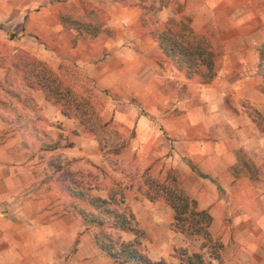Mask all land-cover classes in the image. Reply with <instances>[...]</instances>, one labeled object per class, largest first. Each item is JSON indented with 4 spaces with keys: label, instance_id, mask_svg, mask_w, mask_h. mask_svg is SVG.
Listing matches in <instances>:
<instances>
[{
    "label": "crops",
    "instance_id": "obj_1",
    "mask_svg": "<svg viewBox=\"0 0 264 264\" xmlns=\"http://www.w3.org/2000/svg\"><path fill=\"white\" fill-rule=\"evenodd\" d=\"M86 1L102 15L94 34L62 21L80 0H0V85L1 57L17 50L57 72L71 68L111 106L101 114L127 138L123 167L149 168L161 178L175 171L182 190L209 212L208 231L220 249L215 255L202 247L203 259L264 264V190L238 168L260 164L256 153L264 156V132L249 113L264 119V0ZM171 18L211 36V82L187 77L162 53L152 31ZM89 20L96 24L94 14ZM23 89L38 111L22 124L0 114V264H115L82 219L65 210L64 196L51 201L38 181L52 156L72 161L76 170L91 167L100 156L94 135L43 90ZM51 134L60 143L45 149ZM108 172V188L123 184L121 170L108 164ZM97 194L107 197L106 190ZM125 203L144 230L150 259L177 264L175 249L192 252L164 200L131 193ZM120 233L124 240L134 236Z\"/></svg>",
    "mask_w": 264,
    "mask_h": 264
},
{
    "label": "trees",
    "instance_id": "obj_2",
    "mask_svg": "<svg viewBox=\"0 0 264 264\" xmlns=\"http://www.w3.org/2000/svg\"><path fill=\"white\" fill-rule=\"evenodd\" d=\"M148 11L154 12L155 8L150 5ZM91 14H94L96 24L89 20ZM70 17H62V21L73 23L81 32L88 34H94L98 30L97 22L102 21L101 12L86 0H80V7L73 9ZM152 34L162 53L187 77L197 78L201 83L211 82L215 76L216 49L208 33L195 31L187 19L171 18L162 27L155 28ZM57 75L44 61L23 50L9 55L6 73L0 85V111L2 114L8 111V115L2 118L10 123L22 124L29 112L38 111L31 95L23 89L27 86L43 90L46 97L60 106L65 115L76 116L92 132L93 127L87 124L85 117L79 112V102L90 100L73 91ZM70 108L74 110L70 112ZM249 113L264 132V119L260 113L255 110ZM94 115L95 113H90L86 116L91 118ZM103 126H108V121ZM59 143V138L54 141L50 138L45 149L56 148ZM65 166L60 157L52 156L44 173L47 176L46 182L56 185V190L64 196L65 210L82 219L101 251L110 256L115 264H167L163 259L152 260L148 257L144 230L130 206L125 203L123 191L118 193V200L111 187L107 190V197L95 195L91 193V185L83 175ZM138 171L141 172L139 178H145L142 185L135 183L134 177H131L128 187L135 188L138 196L150 201L163 199L174 211L175 230L199 235L205 241L212 240L208 231L211 215L207 210L198 209L196 200L182 190L175 171H168L163 179L146 177L151 174L149 168ZM120 204L123 206L119 207ZM121 231H130L134 236L130 240H124ZM181 256L177 264H212L205 261L199 252L190 253L187 249H182Z\"/></svg>",
    "mask_w": 264,
    "mask_h": 264
},
{
    "label": "rangeland",
    "instance_id": "obj_3",
    "mask_svg": "<svg viewBox=\"0 0 264 264\" xmlns=\"http://www.w3.org/2000/svg\"><path fill=\"white\" fill-rule=\"evenodd\" d=\"M8 58L9 55H2L1 57L2 64L5 65V67L6 65H8ZM53 71L56 73V75L58 74L57 76H59L64 81V83L67 84L73 91L80 94L84 99L90 100V101L79 102L80 104L79 112L85 117L84 119L87 122V124L93 127V131L91 133L94 135L98 143V149L100 151V156L96 158V162L91 161V167H86L85 169L76 170L71 165L72 161L66 160L68 161V163H66L65 160L60 158L62 164L63 165L65 164L66 165L65 167H69L71 170L83 175L91 185V193L95 195H98L97 193L100 192V190H106V191L108 190V184H107L108 175H109L108 164H111L115 168L121 170V172L124 174L123 178L125 179L124 180L125 182L123 180L120 181V183L123 184L109 186L112 188L113 193L116 194V200H118L117 198H119L118 193H120V190L125 193V198L131 193H135L136 197L138 198H144L138 196L139 194L135 188L128 187L129 184L128 181L130 180L131 177H134L135 183H140L139 185H142L141 183L145 178L142 177L141 179L139 178L141 172H139L138 170L133 168L127 169L123 167L125 160H122L120 158V152H121L120 149L122 146H124L127 143L126 136L124 137L120 133L116 132L110 126H105V127L103 126V123L107 120V118L104 117L101 113L102 111L108 110L111 107L110 105L108 106L107 104H105L104 102L106 100L105 96L102 93L100 94L97 92L94 94L93 92L94 90L92 87L89 86L86 87L85 85L81 84L80 81H78L79 77L77 78L73 77L74 73L71 68L60 72H57L56 70ZM72 110H74V108L69 109L70 112ZM89 112L95 113V115L93 117L91 116V118H88V116L86 115H90ZM0 114L2 116L5 115L7 116L8 111L7 113H3V114L2 112H0ZM50 138L51 140L54 141V134H51ZM248 158L251 162H253L250 156ZM253 159L258 163L260 162V164L258 165L255 164L253 166L238 167V168L245 172L250 173L251 178L253 179V182L256 185V187L260 190H264V156L262 155L261 157H259L258 154L256 153L253 156ZM149 173H151L149 174L150 176H146V177H152V179L158 177L159 179H163L159 174L153 173L152 171H150ZM38 176H39V180H38L39 185L41 186V188L44 189V192L45 191L48 192V197L51 201L63 197V194L56 190V185H53V183L48 184V182H46L47 181L46 175H42L41 173H39ZM42 179L43 181H45V185H41L44 184L43 182L40 181ZM156 200H163V199H156ZM176 231L180 232L178 230ZM180 233H183L186 239L190 240L191 244L189 245V250L192 252L200 253L202 247H207L209 252L216 255L220 249V244L218 241H214V240L205 241L199 235L188 234L186 232H180ZM182 249L184 248L180 247L178 249H175L174 255L178 257L177 263H179L180 258L182 257L181 256Z\"/></svg>",
    "mask_w": 264,
    "mask_h": 264
}]
</instances>
